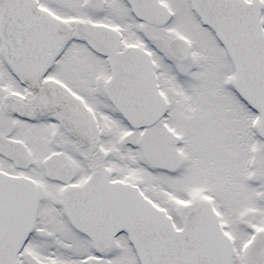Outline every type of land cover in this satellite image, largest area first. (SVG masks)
Masks as SVG:
<instances>
[{
  "label": "snow or ice",
  "instance_id": "obj_1",
  "mask_svg": "<svg viewBox=\"0 0 264 264\" xmlns=\"http://www.w3.org/2000/svg\"><path fill=\"white\" fill-rule=\"evenodd\" d=\"M0 264H264V0H0Z\"/></svg>",
  "mask_w": 264,
  "mask_h": 264
}]
</instances>
